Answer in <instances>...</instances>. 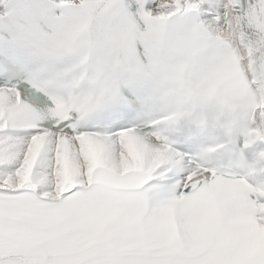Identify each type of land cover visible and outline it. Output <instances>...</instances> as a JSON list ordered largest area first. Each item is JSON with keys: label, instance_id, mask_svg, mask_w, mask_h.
Masks as SVG:
<instances>
[{"label": "snow or ice", "instance_id": "1", "mask_svg": "<svg viewBox=\"0 0 264 264\" xmlns=\"http://www.w3.org/2000/svg\"><path fill=\"white\" fill-rule=\"evenodd\" d=\"M0 264H264V0H0Z\"/></svg>", "mask_w": 264, "mask_h": 264}]
</instances>
